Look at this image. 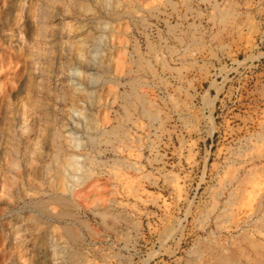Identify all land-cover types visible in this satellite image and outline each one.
Masks as SVG:
<instances>
[{
	"label": "rangeland",
	"instance_id": "374dc122",
	"mask_svg": "<svg viewBox=\"0 0 264 264\" xmlns=\"http://www.w3.org/2000/svg\"><path fill=\"white\" fill-rule=\"evenodd\" d=\"M263 88L264 0H0V264L217 262Z\"/></svg>",
	"mask_w": 264,
	"mask_h": 264
},
{
	"label": "bare ground",
	"instance_id": "6f19581e",
	"mask_svg": "<svg viewBox=\"0 0 264 264\" xmlns=\"http://www.w3.org/2000/svg\"><path fill=\"white\" fill-rule=\"evenodd\" d=\"M216 5H217V3H216ZM222 10L223 9L218 10V11L221 12ZM90 76L94 77L95 75L91 74L90 72H87V78L89 80L91 79ZM60 80H61V78H60ZM72 89H77V87H75L73 85ZM83 90H85V89H83ZM134 90H136V89H134ZM261 91H263V90H261ZM56 92H57V89H56ZM262 93L264 94V91L261 92V95H262ZM86 94L89 95L90 93L87 92ZM132 94H135V92H133ZM136 95H138V97H139L140 94L138 93ZM140 97L143 100V97L142 96H140ZM83 102H85V101H83ZM262 107H264V106H262ZM145 109L148 113L147 108H145ZM260 112H261V110H260ZM78 114H79V112H78ZM262 114L263 115H262V117H261L262 119L260 121V129L255 134L256 135L255 136L256 141L254 140L255 142H253V143H255L254 147L248 145L247 147L244 146L245 149L242 150V156H241V164L242 165H241V168H239L240 169V175L237 177L236 180H234L233 176L229 177V183L231 184V187L229 188L228 193H227V215H228L229 220L231 222H233L235 220L233 224L239 226L240 231L237 234H235V233L232 234L233 232L231 230V234H230V236H228V240H227L226 244H224V246H221V247H223L222 251H219L218 249H216V247H213V250L210 248L213 252V255L215 256V258L217 260V262L212 263L211 262L212 259H210L211 260L210 263H212V264H264V237H263L264 232L261 229V227L264 226L263 225L264 224V109H263ZM55 118H56V116H55ZM75 120H77V119L75 118ZM55 124H57V123H55ZM102 133H104V132H102ZM113 133H116V131ZM92 134H94V133H92ZM62 136L63 135H62V132L60 131V128L56 127L55 131L52 132V137H53L52 142L56 148H61L63 146L62 141H61ZM65 136L68 138L73 137L71 133H68ZM101 136H103V135L101 134ZM250 136H252V135H249V138H250ZM90 138L92 140H94L93 136H90ZM249 138H247V140ZM72 139L76 140L75 137H73ZM51 148H53V147H51ZM66 161H67V165H69L73 168H79L80 167V163L74 157L68 158ZM3 174H4V172H3ZM73 174H77V173L73 172ZM80 176H82V175H80ZM65 179H67V178H65ZM4 180H3V182H4ZM14 184L15 183H13V186H16ZM11 186H12V184H11ZM57 196L59 197L60 200H63V201L66 198V197H63L61 194L57 195ZM54 199L59 200L57 198H54ZM60 200H59V202H61ZM66 200H68V199L66 198ZM40 201L42 202L41 199H40ZM44 201H45V199H44ZM45 202H47V201H45ZM64 205H67V203ZM61 212L65 213L64 211H61ZM260 222H262L261 227L259 225ZM232 226L233 225L231 224L230 227L232 228ZM67 228H65V231H66V233H67V231L69 233L70 227L68 229ZM72 231H73V229L71 230L70 233H73ZM241 232L244 233L243 236L241 235L242 238L239 236V234H241ZM247 232H249V233L251 232L250 236H249V233H248V236L246 235ZM69 236L70 235H68V237ZM221 252H222V254L219 255ZM73 254H75V253H73ZM39 258H40L41 262H45V258L42 255L39 256Z\"/></svg>",
	"mask_w": 264,
	"mask_h": 264
}]
</instances>
